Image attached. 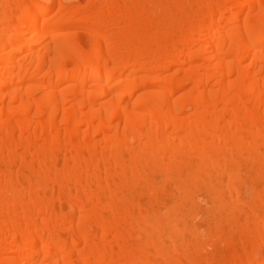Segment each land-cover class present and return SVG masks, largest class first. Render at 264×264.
<instances>
[{"label":"bare ground","instance_id":"bare-ground-1","mask_svg":"<svg viewBox=\"0 0 264 264\" xmlns=\"http://www.w3.org/2000/svg\"><path fill=\"white\" fill-rule=\"evenodd\" d=\"M0 264H264V0H0Z\"/></svg>","mask_w":264,"mask_h":264}]
</instances>
